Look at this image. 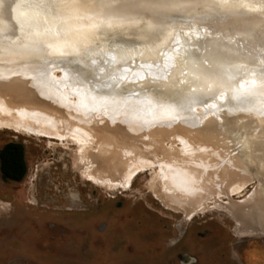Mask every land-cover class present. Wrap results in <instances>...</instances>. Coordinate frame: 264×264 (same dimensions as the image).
Returning a JSON list of instances; mask_svg holds the SVG:
<instances>
[{
	"label": "rangeland",
	"instance_id": "374dc122",
	"mask_svg": "<svg viewBox=\"0 0 264 264\" xmlns=\"http://www.w3.org/2000/svg\"><path fill=\"white\" fill-rule=\"evenodd\" d=\"M238 9L264 21L262 9ZM192 14L210 18L164 29L110 24L88 32L90 40L66 21L21 17L15 33L0 39V94L9 100L25 93L30 105L55 109V137L0 129V149L20 143L27 166L19 181L0 173V264H264V22L229 39L231 27H216L214 13L185 16ZM170 31L178 34L173 41ZM110 50L131 66L149 60L164 72L115 65ZM249 70L263 83L246 84L248 101L232 105L244 98L240 77ZM82 75L103 91L92 106L81 98ZM71 111L103 130L105 156L114 151L121 160L116 186L81 175L90 158L83 162L81 138L70 131L88 134L66 122ZM4 114L10 124L33 127L27 116ZM33 118L47 120L43 113ZM189 174L199 178L185 187L201 195L194 210L161 204L157 187L176 191ZM33 197L36 205L28 202ZM233 207L243 208L240 216L230 214Z\"/></svg>",
	"mask_w": 264,
	"mask_h": 264
},
{
	"label": "bare ground",
	"instance_id": "6f19581e",
	"mask_svg": "<svg viewBox=\"0 0 264 264\" xmlns=\"http://www.w3.org/2000/svg\"><path fill=\"white\" fill-rule=\"evenodd\" d=\"M59 8H61V11H59ZM10 9H11L12 19L15 21L16 25H18L17 19H19L21 17L31 18L34 16H46L49 18H43L42 20H45L49 23L54 22L55 24L59 23L62 20L66 21L70 28H77V29H79V31H82L83 36H85L88 40L91 39L92 34L94 35V33L91 31H95V33H96V29L102 28L104 26H107V25H110L113 23L116 24V22H114L113 20H112L113 21L112 22L109 18L104 17L101 14L97 15L95 13L87 11L85 8H79V7L75 6L71 0H14L10 6ZM107 19H109V20H107ZM5 29H7V21H6V19L0 17V39H3L4 35L8 34L5 32ZM88 32H91L92 34H89ZM172 32L173 31H170L168 33L169 34L168 37H170L169 38L170 41H173L178 37V34L176 32L174 34H172ZM162 39L159 41H155V44L162 43V41H163ZM161 47H162V45H161ZM110 51H112V50H110ZM163 51L164 52L161 55L160 60L165 58V54L168 53V51L165 53V48ZM112 55H113L112 59H113L115 65H118V64L128 65L133 71H137V73H140L141 75L143 74V71H145V70L148 73L153 74V76H155V75L161 76L162 73L164 72V69L161 67V65L160 66L148 65L147 62L149 60H146L144 65L138 66L136 63H134L131 66L130 64H127V63L120 61L121 57L115 55V53L113 51H112ZM250 72H251V70L245 72L243 74V76L240 77L242 79H245L240 84V86L242 87V93H243V97H244L243 100L236 101L234 103L232 102V105L240 106V105L244 104L245 102H247L249 97H248L247 91L244 89V86L248 83H251V80L252 81L255 80V81L260 82V80L263 78V77L257 78L254 76H249ZM52 76H55V75H52ZM87 78H88V76L82 75V79L80 80V83L82 84L81 98H83V101L86 104L92 106L93 103H95L96 101H99L101 98H103V97H100L101 96L100 94H102L103 91L100 90L99 88H95L89 82H86ZM190 86L192 88L196 89L197 87H199V84L194 82ZM14 96H15V98L13 97V98H10L9 100H7L6 97H4V95L0 94V103L2 104V105L0 104L1 105L0 106V129L11 127L14 129H19V130H24V131L30 132L32 134L42 135V136H46V137H52V136L55 137V135H53V130H54L53 125H52V123H50L52 118H54V116H55V113H54L55 109H53L54 110V112H53L50 107H47V109H45V107L42 108L40 106L41 104L33 103V104H35L34 106L30 105V101L26 102L27 99H26L25 93L19 94V95H14ZM16 96L17 97L19 96V97L16 98ZM221 96L222 95H220V97ZM36 105L40 106L41 108L36 107ZM93 107H96V106H93ZM48 108H50V109H48ZM10 111L12 113H10ZM40 113H43L45 115V118L47 119V120H42L43 121L42 125L39 123L40 120H38V118H33L34 115H38ZM3 114H4V117H6V118L10 117L13 114H15L17 116V118H19V119H21L23 116H27V118H29L30 120H33L32 121V122H34L32 124L33 127H30L29 123L23 124L22 122H20V120L19 121L16 120L15 123L10 124L8 121L5 120V118L1 119L3 117ZM56 114H57V112H56ZM76 115H78V114H74V112L71 111L68 115L69 117H67L66 122L73 127L76 126L79 128H84L88 134V135H85L81 132H77L75 129L70 131V133L72 135H76L77 137L81 138V141L75 140V142L78 143L80 146L79 151H80L81 156L83 157V162L85 161V157L90 158V159H88V160H90L89 163L87 165H85L84 170L81 172V175L83 176V178L85 180H88V181H90L96 185H100V186L108 185L110 187L116 186L117 182L115 180V177H112V175L118 171V169L120 167L121 160L114 153V151H111V150H110L111 156L110 157L105 156L104 147H105V145H109V144H107L104 141L103 130L100 131V128L98 126H95L94 123L92 121H90L89 119L88 120L86 119V120H84V122L79 123L77 120L80 119L81 114H79L80 116H78V117ZM85 116H86V114H85ZM34 125H36L37 127ZM38 125L41 126V128L40 127L38 128ZM63 133L64 132H58L56 134L58 136H56V137H58V139H62L64 137ZM179 137L181 138L180 139L181 146L183 144L185 145V136L182 137L179 135ZM176 138H178V136ZM82 139L84 141H82ZM194 164L196 165L197 163L195 162ZM193 165L191 166V170H193L192 169ZM186 168H185V171H186ZM188 170L189 169H187V172H189ZM197 170L194 169L193 173ZM106 172L108 173L106 178L110 177V179H112L111 181H114V182L105 180ZM135 173H136V169L129 172L128 176L123 180L124 181L123 182L124 187L129 185V182ZM199 173H200V171H199ZM199 173H198V175L195 173V175L199 176ZM190 174H189V176L186 175V177H189L188 182L178 186V189L176 191L162 190L161 188L157 187L155 194H156V197L158 198L159 202L161 204H163L165 207H169V208L171 206H174L173 202H177L180 210H184L187 212L190 210L191 211L194 210L193 208L196 204V200L198 198L200 199L201 195H198L197 192H194V190L185 189V187L188 186L189 184H192L195 182L197 183V181L199 179V178L198 179L195 178L197 181L193 180L194 178L190 177ZM190 187H191V185H190ZM239 189H240V186L236 185L234 187V192H238ZM204 200H203V202H204ZM28 202L32 205L37 204V201L35 200L34 197L32 198V200H29ZM172 208H174V207H172ZM199 209H202V208L199 207ZM242 209L243 208H240V207H233L230 210V214L234 217L240 216ZM196 210H198V209H196ZM179 212H181V211H179ZM259 213L260 212H258L257 215ZM2 215L3 214H0V216H2ZM188 215H190V214L188 213ZM185 216H187V215L185 214Z\"/></svg>",
	"mask_w": 264,
	"mask_h": 264
},
{
	"label": "water",
	"instance_id": "95a60500",
	"mask_svg": "<svg viewBox=\"0 0 264 264\" xmlns=\"http://www.w3.org/2000/svg\"><path fill=\"white\" fill-rule=\"evenodd\" d=\"M14 0H0V17L6 19V33H15V21L11 16L10 6ZM73 4L79 8H85L87 11L101 14L104 17H116V24H136L143 22L151 26H157L162 29L172 25H183L185 22L199 25L202 21L207 22L210 15L199 17L196 14L185 16L187 13L202 12L209 10L214 13L217 18L216 27L229 26V33L232 34L229 39L235 35L248 36L252 32H256V28L264 21L258 17H247L245 13L239 10V7H251L263 10L264 0H246L250 5L241 4L237 0H227L220 2L219 0H71ZM245 1V0H244ZM254 3V6L251 5ZM173 13L180 14L181 19L173 16ZM219 23V24H218ZM114 24V23H113ZM219 25V26H217ZM235 25V26H234ZM215 32L214 34H218ZM221 34V33H220ZM223 34V33H222ZM221 35V38H225ZM244 58L251 59L247 55ZM169 64H174L170 61ZM255 80H251L250 86L255 84ZM263 81H260V83Z\"/></svg>",
	"mask_w": 264,
	"mask_h": 264
},
{
	"label": "trees",
	"instance_id": "16d2710c",
	"mask_svg": "<svg viewBox=\"0 0 264 264\" xmlns=\"http://www.w3.org/2000/svg\"><path fill=\"white\" fill-rule=\"evenodd\" d=\"M26 171L23 146L14 141L5 143L0 149V173L3 178L19 181Z\"/></svg>",
	"mask_w": 264,
	"mask_h": 264
}]
</instances>
